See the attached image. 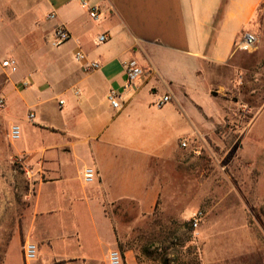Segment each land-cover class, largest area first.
Wrapping results in <instances>:
<instances>
[{"label":"crops","instance_id":"1","mask_svg":"<svg viewBox=\"0 0 264 264\" xmlns=\"http://www.w3.org/2000/svg\"><path fill=\"white\" fill-rule=\"evenodd\" d=\"M82 1L98 9L97 19L88 16ZM263 4L0 0V30L20 24L18 18L20 25L30 26L19 53L0 55V119L7 132L11 124L21 127L24 121L38 138L28 147L8 149L22 159L34 187L32 229L44 241L37 261L108 264L125 221L141 220L145 231L153 227L164 237L168 232L181 235V224L167 227L158 217L165 215L167 202L185 200L190 204L178 214L188 220L200 199L204 173L199 167L210 170L205 174L210 190L201 195L213 192L216 164L202 166L195 158L189 160L188 153L197 154L200 136L215 133L229 105L224 97L240 91V78L242 85H250L247 60L252 52L239 45ZM49 13L54 20L46 19ZM56 25L70 37L54 47ZM103 33L109 40L100 46L97 38ZM77 50L85 60L75 59ZM9 58L16 65L2 67ZM89 62L99 67L85 71ZM128 62L140 66L144 75L124 89ZM110 90L120 95L119 109L107 100ZM164 95L170 100L158 105ZM252 124L245 136L256 131ZM84 167L95 169L90 183L82 180ZM154 245L152 263L162 257L159 242ZM136 255L126 250L121 264H139Z\"/></svg>","mask_w":264,"mask_h":264},{"label":"rangeland","instance_id":"2","mask_svg":"<svg viewBox=\"0 0 264 264\" xmlns=\"http://www.w3.org/2000/svg\"><path fill=\"white\" fill-rule=\"evenodd\" d=\"M17 21L22 24L21 18ZM20 24H7L0 30V55L20 52L30 30L29 25ZM249 33L256 38L254 46L245 50L252 52V57L247 60L253 77L250 85H242L240 78V91L224 97L229 105L225 107L226 114L216 125L215 133L200 136L196 148L192 147L197 154L191 150L188 153L189 160L195 158L202 166L216 164L213 192L201 195V191L210 190L211 184L207 185L205 181L208 177L205 174L210 170L199 167L204 173L199 178L200 199L188 220L178 214L190 204L185 200L167 202L165 215L156 219L157 222L161 219L167 227L174 222L183 226L181 235H172V243L160 245V252L164 250L165 255L152 263L155 248L142 253L146 243L160 242L163 234L153 227L145 231L147 228H143L141 220L134 224L125 221L120 225L123 230L117 234L120 255L126 250H134L143 264H161L163 259L168 264H191L189 262L196 259L198 264H264V112L258 113L264 103V4L250 23ZM19 123L21 137L10 143L0 119V264H27L22 256L26 241L35 244L37 249L44 246L43 237L32 229V180L22 159L8 151L10 146L20 149L38 142L34 130L24 121ZM250 123L256 131L245 136ZM222 167L229 179L220 175ZM198 212L201 220L194 227L191 219ZM130 228H134L132 233ZM28 264L65 263L36 260Z\"/></svg>","mask_w":264,"mask_h":264},{"label":"built area","instance_id":"3","mask_svg":"<svg viewBox=\"0 0 264 264\" xmlns=\"http://www.w3.org/2000/svg\"><path fill=\"white\" fill-rule=\"evenodd\" d=\"M82 8H84L88 14V16L91 19H97L98 17V9L96 7L89 6L86 2L82 1L81 2ZM47 20H54L55 19V14L54 13H49L46 16ZM69 33L67 30L62 26V25H56L54 27V34H53V39L51 41V45L54 47L59 46L63 42L67 41L69 39ZM107 40L106 34H100L97 38V41L100 43H103ZM256 42V38L254 35L250 33H246L243 36V39L239 45L240 49L242 50H248L254 46ZM75 59L78 61L85 60V55L83 52L80 50H77L75 52ZM2 67H8V68H13L16 65V62L14 59L9 58L5 59L1 63ZM99 67L98 62H89L85 65L84 69L85 71H90V70H95ZM124 69H125V75H126V80L124 83L123 88L128 89L132 87L135 82L144 75V70L138 66L135 62H128L124 64ZM23 87H27L28 83L24 82L22 84ZM107 100L110 103V106L114 109H119L121 107L120 105V95L114 91L110 90L108 95H107ZM170 100V97L168 95L161 96L159 99L158 105L164 104ZM59 105L63 104L62 100H59ZM4 102L3 99L0 98V108L3 107ZM34 115L33 113L28 114V119L31 121L33 119ZM21 137V128L18 124H11L9 126L8 132H7V138L10 142H15L19 140ZM182 147H185V142H182L180 144ZM96 175L95 169L92 167H84L82 170V180L85 183H90L94 180ZM201 220V213L198 212L194 214V216L191 219V224L192 226L196 227L198 222ZM22 256L23 260L28 264L29 262H32L36 259L37 257V248L36 245L31 243V242H25L22 248ZM122 259L121 255L118 250H111L108 253V263L109 264H121Z\"/></svg>","mask_w":264,"mask_h":264},{"label":"trees","instance_id":"4","mask_svg":"<svg viewBox=\"0 0 264 264\" xmlns=\"http://www.w3.org/2000/svg\"><path fill=\"white\" fill-rule=\"evenodd\" d=\"M185 225H188L187 222L185 223ZM162 237H164V234H163ZM171 239H172V233H171V232H168L167 234H165V237H164L163 240H161V241H162L163 243H164V242L172 243V242H170ZM154 244H155V240H152V241H150L149 243H146V244L142 247V253H143L144 251L147 252V251L150 249V247L153 246ZM161 244H162V243L159 242V245H161ZM171 245H172V244H171ZM147 249H148V250H147ZM122 251H123V250H122ZM161 254H162V256H164V255H165V251L162 250ZM122 255H123V252H122ZM136 258H137V261H138L139 264H143V261L140 259L139 255H136ZM189 263H191V264H192V263H193V264H198V260L196 259L195 262L190 261ZM161 264H168V263L165 262V259H163ZM182 264H188V263L185 262V263H182Z\"/></svg>","mask_w":264,"mask_h":264}]
</instances>
